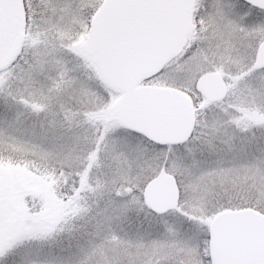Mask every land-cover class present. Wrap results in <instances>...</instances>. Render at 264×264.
<instances>
[{
  "label": "snow or ice",
  "instance_id": "obj_1",
  "mask_svg": "<svg viewBox=\"0 0 264 264\" xmlns=\"http://www.w3.org/2000/svg\"><path fill=\"white\" fill-rule=\"evenodd\" d=\"M0 264H264V0H0Z\"/></svg>",
  "mask_w": 264,
  "mask_h": 264
}]
</instances>
